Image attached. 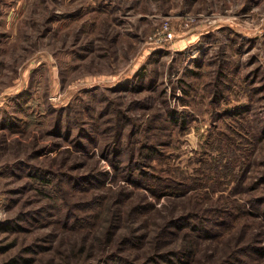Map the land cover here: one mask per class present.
<instances>
[{
	"label": "rangeland",
	"instance_id": "obj_1",
	"mask_svg": "<svg viewBox=\"0 0 264 264\" xmlns=\"http://www.w3.org/2000/svg\"><path fill=\"white\" fill-rule=\"evenodd\" d=\"M190 210L188 264H264V0H0V264H143Z\"/></svg>",
	"mask_w": 264,
	"mask_h": 264
},
{
	"label": "trees",
	"instance_id": "obj_2",
	"mask_svg": "<svg viewBox=\"0 0 264 264\" xmlns=\"http://www.w3.org/2000/svg\"><path fill=\"white\" fill-rule=\"evenodd\" d=\"M116 145V144H115ZM115 147V146H114ZM145 173V174H143ZM149 173L147 171H143L140 172V174H135L134 172L129 174L130 179L134 180L135 183H139L140 181H146L147 178L145 177L147 174ZM149 177V176H147ZM152 178H149L151 182L156 183V185H161L163 186V181H165V179L167 178V176H161V175H153L151 176ZM169 185V184H168ZM172 186L171 184L168 186L170 187ZM149 187V186H147ZM175 187V186H174ZM155 190L154 193H156L157 195L161 196V195H174V193H176L173 190H170L168 192H163V194H159V192H157V190L154 188L153 191ZM257 200V198H256ZM259 202V200H258ZM117 210H119V208H116ZM149 209L148 206H146V204H134L132 205L131 209H130V213L129 215L133 216L134 213H139L142 212L143 210H147ZM121 209L119 210L116 218L119 219L121 218ZM209 219L207 218L203 212H198V211H194V210H190L187 213H181L178 214L177 216L173 217L172 219H170L169 221V225L170 226H174V227H178V229H183L181 232L178 229H174L171 231V233L175 234V235H180L182 237H184L185 239H183V241L180 243L179 246L176 247V249L172 250V249H168L166 251L163 252H159V253H155L152 254L149 259L147 261H145L143 264H188L190 262V258L191 255L193 254L192 252L194 251L193 246L192 245H188V239L190 237V235H192L193 233H191V231H195V230H199V229H204L206 227V225L208 224L205 220ZM209 221H211L209 219ZM212 222V221H211ZM186 229V230H185ZM133 232V236L132 239H134L135 241H139L142 239V237H144L147 233H138V231L136 230H132ZM208 232V231H206ZM167 233V230H162L161 232L157 231L156 232V239L157 241L160 240L161 236L163 234ZM202 233V232H201ZM200 233V234H201ZM210 233V232H208ZM189 234V235H188ZM194 235H199V234H194ZM193 238V237H190ZM128 239V238H125ZM118 262L117 263H112V264H133L132 260H130V262L126 261H122L121 257H118Z\"/></svg>",
	"mask_w": 264,
	"mask_h": 264
},
{
	"label": "built area",
	"instance_id": "obj_3",
	"mask_svg": "<svg viewBox=\"0 0 264 264\" xmlns=\"http://www.w3.org/2000/svg\"><path fill=\"white\" fill-rule=\"evenodd\" d=\"M169 35L171 36V33L169 32Z\"/></svg>",
	"mask_w": 264,
	"mask_h": 264
}]
</instances>
